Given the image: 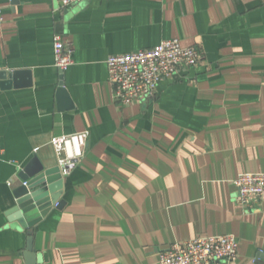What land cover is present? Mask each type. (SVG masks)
<instances>
[{
	"label": "crops",
	"instance_id": "obj_1",
	"mask_svg": "<svg viewBox=\"0 0 264 264\" xmlns=\"http://www.w3.org/2000/svg\"><path fill=\"white\" fill-rule=\"evenodd\" d=\"M0 8V72L26 71L18 87H0V264H27L30 230L40 264H159L172 243L216 235L240 247L236 261L215 264H264V196L245 206L236 184L264 174V0ZM57 35L73 49L64 72ZM174 38L200 47L199 64L163 78L154 97L120 105L108 58ZM81 131L85 154L63 177L64 207L24 228L11 219L24 167L34 155L57 166L51 138Z\"/></svg>",
	"mask_w": 264,
	"mask_h": 264
},
{
	"label": "built area",
	"instance_id": "obj_2",
	"mask_svg": "<svg viewBox=\"0 0 264 264\" xmlns=\"http://www.w3.org/2000/svg\"><path fill=\"white\" fill-rule=\"evenodd\" d=\"M58 1L62 8H68L81 0ZM72 52L71 45L61 35L55 36V61L62 72L72 63ZM202 55L199 46H183L178 38H174L163 40L151 49L110 56L107 67L116 101L126 106L135 100L146 101L154 97L163 78L175 75L182 67L198 65ZM87 140V131L51 138L50 144L63 177L68 176L84 157ZM38 150L39 147L34 148L35 152ZM236 184L239 201L245 206H252L254 200L264 196V174H243ZM239 247V241L233 235L198 236L176 241L162 250L159 264H215L219 260L234 262L239 256Z\"/></svg>",
	"mask_w": 264,
	"mask_h": 264
},
{
	"label": "water",
	"instance_id": "obj_3",
	"mask_svg": "<svg viewBox=\"0 0 264 264\" xmlns=\"http://www.w3.org/2000/svg\"><path fill=\"white\" fill-rule=\"evenodd\" d=\"M26 71L19 70L7 74L0 72V87L9 88L12 85L18 87L20 80L25 76ZM7 75L10 78H7ZM31 83L29 82V85ZM58 97L61 105L71 107V99L62 81L58 89ZM22 180L26 182L16 188L14 194L17 199V206L13 208L12 218L18 221L24 228H32L47 212L56 205L62 208L65 202L60 199L63 187V176L60 167H47L42 160L34 155L24 167ZM28 244L25 252L27 264H40L41 256L34 248V234L28 232Z\"/></svg>",
	"mask_w": 264,
	"mask_h": 264
}]
</instances>
